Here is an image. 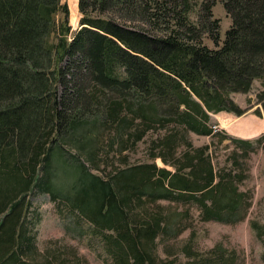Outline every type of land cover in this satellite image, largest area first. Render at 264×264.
<instances>
[{
  "label": "trees",
  "instance_id": "trees-1",
  "mask_svg": "<svg viewBox=\"0 0 264 264\" xmlns=\"http://www.w3.org/2000/svg\"><path fill=\"white\" fill-rule=\"evenodd\" d=\"M197 1L79 0L70 35L65 0H0V264H82L74 250L37 249L34 186L92 225L106 264L235 263L219 244L195 250L193 236L185 262L156 252L190 225L191 205L200 220L234 223L252 197L240 189L251 142L230 138V164L216 168L212 143L190 133L228 138L211 113L242 114L230 93L264 85V0ZM217 1L231 19L223 39ZM141 143L147 159L130 161Z\"/></svg>",
  "mask_w": 264,
  "mask_h": 264
},
{
  "label": "rangeland",
  "instance_id": "rangeland-1",
  "mask_svg": "<svg viewBox=\"0 0 264 264\" xmlns=\"http://www.w3.org/2000/svg\"><path fill=\"white\" fill-rule=\"evenodd\" d=\"M78 1H74L77 5L72 10L71 0H65L69 10L70 35L82 26ZM198 9L199 5L195 11L190 13V19L193 22L198 19ZM73 11L75 12L74 20L72 19ZM212 14L213 17L220 20L219 32L223 39L226 29L231 24V19L221 1H217L212 7ZM203 41L209 47L214 45L207 38H203ZM261 90H264L261 80L254 79L246 92L230 93L233 101L244 109L240 115L227 111L211 113L210 123L215 125V131L225 132L228 138L218 142L219 136L210 137L190 133L191 140L196 145L212 143L210 151L213 154L212 158L216 168L221 166L227 168L230 164L227 156L234 146L230 143V138L249 140L255 147L256 150L251 153L246 165L249 167L248 177L240 185L241 190H250L252 195L251 203L247 206V216L242 221L234 223L216 220L203 221L199 219L198 208L193 204L190 208V217L187 220L190 225L175 239L168 238L163 241L158 239L156 252L161 258L174 256L178 258V261L185 262L187 259L179 249L190 240V236H193L190 241L191 246L199 252H205L219 244L229 254L234 255V264H264L261 257L264 250V233L259 236L250 226V220L264 223V108L258 100V93ZM257 108L260 109V114L255 112ZM258 138L261 139L257 141ZM145 159H147V153L144 143L139 144L134 152H130V161ZM107 160L108 162L111 160L118 162V158H112L111 153ZM155 161L159 165H163L160 159L156 158ZM108 162L107 165L111 168V164ZM28 199L31 201L30 211L32 213L28 215L27 219L30 220V224L34 228V240L39 251L48 250V253L55 252L62 255L70 249L76 252L82 264H106L108 260L106 252L99 237L92 233V225L88 221L75 215L71 216V213L65 209L66 206L61 204L63 201L53 200L50 194L39 191L37 186L33 187ZM177 207L178 209L185 208L182 203H178ZM173 252L176 254L173 255Z\"/></svg>",
  "mask_w": 264,
  "mask_h": 264
},
{
  "label": "bare ground",
  "instance_id": "bare-ground-1",
  "mask_svg": "<svg viewBox=\"0 0 264 264\" xmlns=\"http://www.w3.org/2000/svg\"><path fill=\"white\" fill-rule=\"evenodd\" d=\"M74 1H76V0H71V4H72V10H74V8H75V5H77ZM74 16H75V12L73 11L72 12V19L74 20ZM77 16V15H76ZM75 22V21H74ZM76 23V22H75ZM246 123V122H245Z\"/></svg>",
  "mask_w": 264,
  "mask_h": 264
}]
</instances>
